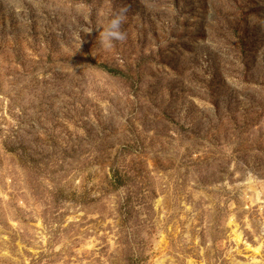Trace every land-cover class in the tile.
Instances as JSON below:
<instances>
[{
  "label": "rangeland",
  "instance_id": "rangeland-1",
  "mask_svg": "<svg viewBox=\"0 0 264 264\" xmlns=\"http://www.w3.org/2000/svg\"><path fill=\"white\" fill-rule=\"evenodd\" d=\"M0 264H264V0H0Z\"/></svg>",
  "mask_w": 264,
  "mask_h": 264
},
{
  "label": "clouds",
  "instance_id": "clouds-1",
  "mask_svg": "<svg viewBox=\"0 0 264 264\" xmlns=\"http://www.w3.org/2000/svg\"><path fill=\"white\" fill-rule=\"evenodd\" d=\"M127 11L128 9L124 7L114 13L100 32L99 40L105 49H111L114 46V42H122L126 39V34L122 31V26L126 21ZM91 31V29H88V34Z\"/></svg>",
  "mask_w": 264,
  "mask_h": 264
},
{
  "label": "bare ground",
  "instance_id": "bare-ground-1",
  "mask_svg": "<svg viewBox=\"0 0 264 264\" xmlns=\"http://www.w3.org/2000/svg\"><path fill=\"white\" fill-rule=\"evenodd\" d=\"M255 252H258V249H255Z\"/></svg>",
  "mask_w": 264,
  "mask_h": 264
}]
</instances>
